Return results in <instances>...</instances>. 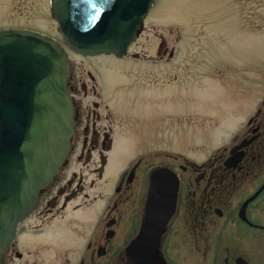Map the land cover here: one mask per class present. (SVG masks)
Returning a JSON list of instances; mask_svg holds the SVG:
<instances>
[{
  "label": "flooded vegetation",
  "instance_id": "af4514ba",
  "mask_svg": "<svg viewBox=\"0 0 264 264\" xmlns=\"http://www.w3.org/2000/svg\"><path fill=\"white\" fill-rule=\"evenodd\" d=\"M71 53L86 60L71 58V149L18 224L3 264H132L134 256L153 264H264V95L227 142L189 155L171 141L170 112L150 113L155 102L167 107L165 41L156 55ZM110 64L114 77L99 70ZM124 140L136 150L122 165L116 153ZM160 169L177 178L176 200L163 230L147 233L151 178Z\"/></svg>",
  "mask_w": 264,
  "mask_h": 264
},
{
  "label": "water",
  "instance_id": "95a60500",
  "mask_svg": "<svg viewBox=\"0 0 264 264\" xmlns=\"http://www.w3.org/2000/svg\"><path fill=\"white\" fill-rule=\"evenodd\" d=\"M156 0H51L65 42L84 54L124 55ZM71 62L56 38L30 29L0 30V264L20 221L66 161L75 128ZM177 178L152 174L147 233L165 227ZM169 192V193H168ZM132 264H153L134 256Z\"/></svg>",
  "mask_w": 264,
  "mask_h": 264
},
{
  "label": "rangeland",
  "instance_id": "374dc122",
  "mask_svg": "<svg viewBox=\"0 0 264 264\" xmlns=\"http://www.w3.org/2000/svg\"><path fill=\"white\" fill-rule=\"evenodd\" d=\"M10 28L38 30L65 44L50 0H0V30ZM162 41L175 54L166 65L171 70L167 107L155 102L150 113L156 118L162 109L170 112L171 141L178 149L196 156L214 151L264 95V0H157L128 54L156 55ZM70 55L86 66L84 57ZM159 65L157 78L163 76V62ZM109 66L99 70L114 77L116 66ZM206 114L218 125L210 126ZM135 150L124 140L116 156L125 165Z\"/></svg>",
  "mask_w": 264,
  "mask_h": 264
}]
</instances>
